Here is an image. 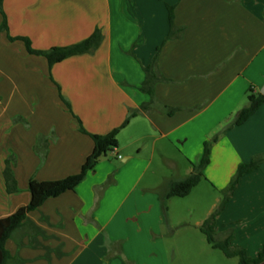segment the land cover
Instances as JSON below:
<instances>
[{
    "label": "crops",
    "instance_id": "crops-1",
    "mask_svg": "<svg viewBox=\"0 0 264 264\" xmlns=\"http://www.w3.org/2000/svg\"><path fill=\"white\" fill-rule=\"evenodd\" d=\"M169 6L183 32L167 41ZM3 10L0 219L30 204L32 179L52 182L81 172L94 150L81 127L92 135L121 128L116 151L74 191L28 214L6 243L9 264L150 262L165 250L169 184L193 172L205 143L246 106L250 90L260 93L264 86V0H4ZM4 20L0 7V27ZM96 30L103 34L96 51L52 68L23 41L9 39L27 38L34 49L47 51L78 44ZM160 48L158 68L167 81L155 85L153 100L142 86ZM42 137L48 140L46 150L40 148L45 159L36 150ZM211 149L204 180L183 199L203 182L225 193L241 165L264 156V104ZM10 159L16 194L6 190ZM182 166L186 174L175 177ZM220 202L211 204L199 227ZM216 230L222 240L234 235V247L258 257L264 248V164L241 178Z\"/></svg>",
    "mask_w": 264,
    "mask_h": 264
},
{
    "label": "trees",
    "instance_id": "trees-1",
    "mask_svg": "<svg viewBox=\"0 0 264 264\" xmlns=\"http://www.w3.org/2000/svg\"><path fill=\"white\" fill-rule=\"evenodd\" d=\"M4 0H0V7L5 17L4 24L0 27V31H8L7 18L3 10ZM169 9V23L170 33L167 37L168 40L176 39L180 37V33L183 29H178L174 22V8ZM10 41H23L26 45L28 52L31 55L45 57L50 68L54 65L62 63L63 61L84 54H90L99 48L103 41V34L101 30L96 32L87 40L78 44L68 47H55L47 51L36 50L32 47V43L27 38H13L9 36ZM161 48L158 49V54L153 59L152 63L145 68L146 81L142 86V90L149 95L154 96V87L156 84L166 82L167 80L160 74L158 68L159 53ZM63 101L68 107L69 103L62 97ZM154 100V98H153ZM152 100V101H153ZM248 105L242 108L234 117V120L228 124L224 131H228L237 126H242L251 117H253L264 104V96L261 93H255L254 90H250L247 94ZM147 109V106L145 107ZM138 115L137 112L132 113L123 127H125L131 119ZM81 132L89 135L94 141V150L88 157L81 172L77 175L70 176L64 180L52 181V182H38L32 179L29 183V192L31 194V202L28 206L19 209L16 213L9 217L0 219V264H9L12 257L6 248V243L11 239L14 234L25 226V221L28 214L37 210L44 203L53 198H57L68 191H74L87 177V175L95 169L98 163L103 159L113 154L119 146L118 136L120 129H116L107 135H92L81 127ZM223 131V132H224ZM223 132L216 134L212 141L206 142L204 145V152L199 164L194 166L193 172L185 179L181 181H174L169 184L168 190L163 198V205L165 211H167L166 202L172 198H186L192 191L198 187V185L204 180V170L211 162L212 144L217 142ZM47 138L42 137L38 141L36 150L41 153L42 158H46V151L42 152L40 148L46 150ZM14 159L6 161V168L4 170V178L6 183V190L8 194H16L19 192L17 187V181L15 179L13 165ZM262 164H264V156H256L251 163L241 165L238 169L236 177L232 180L229 187L225 191L226 198L215 210V212L203 223L200 230L205 235L207 243L214 249H218L224 253L227 258H238V264H264V248L259 253L258 257L251 258L248 256L247 251L241 247H234V235L230 234L224 240H217L216 221L222 214L226 205L230 201L232 195L235 193L241 178L253 171L257 170ZM35 232L34 229H32Z\"/></svg>",
    "mask_w": 264,
    "mask_h": 264
},
{
    "label": "rangeland",
    "instance_id": "rangeland-1",
    "mask_svg": "<svg viewBox=\"0 0 264 264\" xmlns=\"http://www.w3.org/2000/svg\"><path fill=\"white\" fill-rule=\"evenodd\" d=\"M244 105H248L247 99ZM184 167H181V174H174L175 177H184ZM226 197V193L220 194L203 182L188 199L172 198L167 214L170 222L164 227L161 237L165 250L160 254L154 252L156 256L153 260L144 264H155L157 261L161 264H238V258H227L222 251L210 246L201 227L196 224L205 218L206 211L217 198H220L221 204ZM216 238L222 240L219 235Z\"/></svg>",
    "mask_w": 264,
    "mask_h": 264
},
{
    "label": "water",
    "instance_id": "water-1",
    "mask_svg": "<svg viewBox=\"0 0 264 264\" xmlns=\"http://www.w3.org/2000/svg\"><path fill=\"white\" fill-rule=\"evenodd\" d=\"M260 93L264 96V86L261 88Z\"/></svg>",
    "mask_w": 264,
    "mask_h": 264
}]
</instances>
